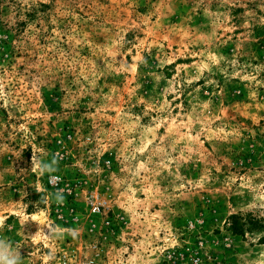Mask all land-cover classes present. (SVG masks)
I'll use <instances>...</instances> for the list:
<instances>
[{"label": "rangeland", "instance_id": "374dc122", "mask_svg": "<svg viewBox=\"0 0 264 264\" xmlns=\"http://www.w3.org/2000/svg\"><path fill=\"white\" fill-rule=\"evenodd\" d=\"M262 240L264 0H0V264H264Z\"/></svg>", "mask_w": 264, "mask_h": 264}, {"label": "trees", "instance_id": "16d2710c", "mask_svg": "<svg viewBox=\"0 0 264 264\" xmlns=\"http://www.w3.org/2000/svg\"><path fill=\"white\" fill-rule=\"evenodd\" d=\"M230 231L233 235L243 236V228L242 225L239 223V217L237 215L231 216ZM262 241V244H264V240Z\"/></svg>", "mask_w": 264, "mask_h": 264}, {"label": "built area", "instance_id": "2783aa9c", "mask_svg": "<svg viewBox=\"0 0 264 264\" xmlns=\"http://www.w3.org/2000/svg\"><path fill=\"white\" fill-rule=\"evenodd\" d=\"M57 180H58V177L52 178L51 179V184H55ZM94 211H97L98 212L99 211V208L98 207H95L94 208ZM194 262L197 263V260H194Z\"/></svg>", "mask_w": 264, "mask_h": 264}]
</instances>
